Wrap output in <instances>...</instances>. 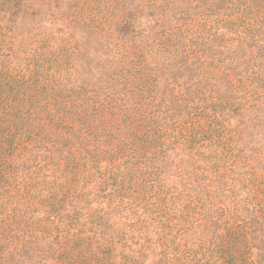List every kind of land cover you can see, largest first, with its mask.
Wrapping results in <instances>:
<instances>
[{"label":"trees","instance_id":"16d2710c","mask_svg":"<svg viewBox=\"0 0 264 264\" xmlns=\"http://www.w3.org/2000/svg\"><path fill=\"white\" fill-rule=\"evenodd\" d=\"M0 264H264V0H0Z\"/></svg>","mask_w":264,"mask_h":264},{"label":"rangeland","instance_id":"374dc122","mask_svg":"<svg viewBox=\"0 0 264 264\" xmlns=\"http://www.w3.org/2000/svg\"><path fill=\"white\" fill-rule=\"evenodd\" d=\"M83 66H85L84 64H82Z\"/></svg>","mask_w":264,"mask_h":264}]
</instances>
